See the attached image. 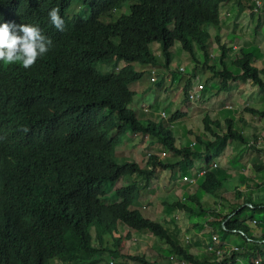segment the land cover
<instances>
[{
  "label": "trees",
  "instance_id": "16d2710c",
  "mask_svg": "<svg viewBox=\"0 0 264 264\" xmlns=\"http://www.w3.org/2000/svg\"><path fill=\"white\" fill-rule=\"evenodd\" d=\"M123 1L0 0V17L13 18L18 24H29L31 20L40 22L43 19L40 9L48 10L56 5L64 20V30L60 32L52 27L45 33L57 36V48L64 49L66 54L65 59H56L54 64H43L32 71L15 70L11 80L0 79V140L9 158L8 164H16L19 168L18 189L27 195L28 200L27 209H18L12 198L15 190H0V264H56L53 261L61 258L68 260L58 264H99L104 260L102 254L106 251L116 261L118 255L121 256L120 236H112L114 249L107 248L104 243L106 235L117 232L118 222L130 231L152 233L164 241L172 253L192 264H226L229 259L217 262L213 253L195 255L190 245L180 242L160 221L132 208L139 205L142 191L150 185L157 167L172 170L191 165L194 159L202 157L206 164H210L223 151L227 141L246 143L241 131L234 128V119H225L226 130L219 135L211 130V121L205 115L204 129L211 131L214 139L210 141L198 137L199 146L203 144L205 151L200 152L195 144V150L198 149L194 152L190 143L178 144L170 126L152 119L142 122L129 108L135 94L129 85L142 78L141 72L135 71L129 63L118 71L97 72L95 64H108L115 58L116 61L157 65L159 60L150 45L160 40L168 66L176 41L193 59L196 58L195 52L201 51L204 62L211 69H216L214 76L221 77L218 90L229 89L227 81L241 77L249 78L263 90L264 69L255 65V48L242 49V57L234 61L242 74H229L226 65L219 69L214 62L210 64L211 36L206 27L220 30V5L227 0H127V14H122L116 22L102 20L103 17H112L111 8L120 7ZM70 11H73L72 16ZM43 28L49 29L50 25ZM215 39L219 40L218 35ZM88 43L92 45L91 50L83 49ZM223 51L222 48V55ZM222 55L219 63L224 64ZM62 64L74 73L97 76L84 88L82 102L86 110L83 122L67 119V114L61 113V100L54 94L50 69ZM33 74H39V80L32 81L30 77ZM203 85L200 98L207 89L206 80ZM190 86L191 81L188 80L184 87L188 101ZM246 110L264 116V111L250 107ZM184 115L177 112L171 120ZM212 124L217 126L219 122L215 120ZM25 128L27 131H24ZM129 131L134 135L153 136L166 150L182 156V159L176 164H168L170 162L165 163L157 156H151L145 167L135 160L118 163L114 157L116 148ZM43 157L54 159L51 165L63 173L57 189L49 188L37 176L36 171ZM263 170L264 164L260 162L256 171ZM134 177L145 179V184L141 185L140 180ZM121 178H128L130 182L110 193ZM222 186L216 175L209 171L199 188L213 193ZM112 194H116L120 202L105 203L104 197ZM242 195L241 191H235L236 197L241 198ZM244 203L238 211L233 207L232 213L213 223L224 237L237 235L248 245L234 252L233 260L241 256L249 257L252 264L260 257L261 264H264V234L260 237L255 234L258 229L264 230L261 226L263 221L260 223L258 220L256 226L251 227L256 218L249 213L263 209L252 198L245 199ZM247 203H251L253 208ZM197 204L198 207H194ZM175 205L190 214L205 212L201 210L203 206L196 195L184 201L178 200ZM169 206L175 209L174 205ZM208 212L217 215L214 209H208ZM91 227L95 244L92 242ZM130 259L142 264H162L142 255H133Z\"/></svg>",
  "mask_w": 264,
  "mask_h": 264
},
{
  "label": "rangeland",
  "instance_id": "374dc122",
  "mask_svg": "<svg viewBox=\"0 0 264 264\" xmlns=\"http://www.w3.org/2000/svg\"><path fill=\"white\" fill-rule=\"evenodd\" d=\"M126 1L127 0L123 1L124 5L122 7V10L114 14L113 20L121 16L122 13H128L127 6L129 2ZM260 4H264V0H260ZM255 5H258L257 0H251L250 2H244L243 0H227L224 5L222 4L223 10H220L221 12L219 14V18H222V14L227 13V9L225 7L230 8V6H232L234 11L232 18H230V15L227 16L231 20L224 21V26H226V24H229L227 25L226 36L220 34L219 31H217L211 26L206 27L207 32L209 34L211 32L212 34L209 40L210 47L211 49L213 48V52L209 50V56L212 58L210 64L214 62L215 64H217V67L219 69H222L223 65H226V67L229 68V74H242V70L235 66L234 61L242 57V49L255 48V52L257 55V57H255L254 59L255 65L258 69H264V7H262L260 11L258 10L255 13V10H253ZM244 12L245 14L243 15ZM252 12L254 13V18L253 16L251 17ZM241 15H243V17H241ZM256 18H258L260 22L258 27L255 26L256 24H254V20ZM239 19L242 20V23H237ZM235 24L241 26V29L234 28L233 26ZM253 27H255L256 29L253 30ZM215 35H218L219 40L215 39ZM220 43H223V45H221ZM235 46L237 47L236 49H234ZM151 48L159 60V63L155 65L156 70L154 73V76L158 77V82H152L150 79L149 69L150 67H153L151 64L140 65L138 61H119L120 65H125L126 62L132 63L133 67L136 70H141V80L132 83V89L136 93L130 104V107L134 109L136 113L140 115V117H142L141 120L146 122L148 118H154V120L156 121H162L165 125L170 126L173 129L174 136L177 138L178 144L183 146L182 144H186V142L188 144L190 143L192 150L196 152L198 148L195 150V144L199 146L197 140L198 137L205 140L207 139L206 134H208L210 141L214 139L213 136L212 139H210L209 131L207 132V130L204 129V116L207 115V117L211 121L210 127L215 128V131L221 135L226 130L227 125L224 122L220 129L214 127L212 123L219 116L218 110L216 109L223 107V105H232L231 107L233 108L231 109H235V114L232 113L233 110H223L222 113L229 115V118L234 119V128L239 131H242L245 138L250 137L249 130H242L243 127L239 128L242 125L239 119L240 116L248 114H250L249 116H255V120L257 118H260V113H250V111L246 110V107H252L257 111L258 108L263 109L262 107H260L261 105H259L262 100L258 102L257 100L260 95L264 99V89H260L259 86L253 83L249 78L241 77L239 79L233 78L227 81V83H229L227 84V86H229V89L218 90L221 84V77L214 76L216 69H211L207 62H204V56L202 55L201 51H196V58L193 59L190 53L182 47L179 41H176L175 45L171 50L172 59L170 65L168 66L165 64V57L163 55V46L161 41H155V43L151 44ZM222 48L224 49L223 55ZM221 55V59L224 64L219 63V57ZM113 66L114 65L110 64V67ZM95 67H97V69L102 72L108 70L106 63L102 62L96 63ZM180 68H184V70H180ZM188 80L191 81L189 92L197 90V85H203L204 81L206 80V83H208V89H206L205 91L206 96H204L203 93V98L206 97L207 99L197 98L195 100H191L189 98V101L186 100L184 94V87ZM203 87L205 86L203 85ZM242 87L244 89V92H242ZM234 92H238L242 97L240 98L239 94H233ZM223 99H225V101H223ZM221 100L223 102H221ZM185 101L189 102V104ZM256 102L258 103V106L255 104ZM200 103L202 104V108H200ZM143 106H148L151 110L144 111ZM163 112L167 115V118L165 117V119H163V117L161 116ZM177 112L183 113V115H185L181 116L177 120L172 121L171 117ZM113 132L115 134V131ZM234 141L240 146L244 145L242 142L236 140ZM199 151H205L203 144L199 146ZM116 152L118 163H124L127 161L135 160L138 161L144 167L146 166L151 156H157L158 159L162 160L165 163L170 162L168 164H176L178 160L182 159V156H179L166 150L164 146L153 136L145 137L141 134L134 135L131 134V132H128V134L123 137V140L116 149ZM164 152L167 154V156L162 154ZM196 159L200 160H197L198 168H196L195 170H193V168H187L190 166V164H187L185 167H176L172 170H165L161 167H157V169L154 171L155 174L151 178V181L149 183L150 185L142 191V197L139 200V205L133 208H135V210H138L142 209L143 206L146 207L144 208V210L142 209L145 214L149 215L146 217L157 219L162 223L163 226H165L163 221L168 211H176V209L178 208H176L177 206L175 205V202L178 200L184 201L183 198H180L181 196H183L181 193L182 191L188 190L189 192L193 193L191 195L196 194L198 200L202 202L203 200L201 198V195H204V199L205 192H203L198 187V184L203 183L204 176L200 175V172L197 173V170L202 166H206V163L203 157ZM214 160L215 162H220V165L223 166L221 158H215ZM236 164L238 168H240L238 160H236ZM182 168H184L188 173L184 172L180 174L179 171ZM209 171L210 170H208V172ZM177 174H180L182 178H174V176H176ZM185 177H188L189 179H194L195 182L191 183L185 180ZM128 178L120 179L119 182L116 183L117 185H115L114 187L115 191L129 183L130 179ZM134 179L140 180L139 177H134ZM179 180L186 186L181 187L183 184L180 183ZM139 182L141 185H143L145 184V179H141ZM221 183L224 187L230 188L231 186V183H225L223 180H221ZM2 186L3 177L1 175L0 187ZM104 202H113L114 204H116L120 202V199L117 197L116 194H112L104 197ZM169 205H174L175 209L170 208ZM194 207H198V204L194 205ZM188 214L190 213L185 212L184 217ZM190 215L193 218H199L198 220L200 221V223L205 220V216H203V213L195 212L194 214ZM199 215L202 216L198 217ZM256 216L261 219L263 215L259 212L256 213ZM172 217L174 218V214L172 215ZM184 217H181V219H179L178 221H183ZM261 226H264L263 223ZM90 230L93 237L92 242L93 244H95L96 239L94 237V232L92 231V228H90ZM118 235L121 239L120 252L123 256L118 255L119 257L116 258L115 261V259L110 255V253L106 251L104 252V254H102L104 260L99 264H106L110 260H112L113 263L109 264H117V262H120V264H142L140 261L130 259V256L133 255H142L147 257L151 261L159 262L157 259H164V255L169 257L167 259H170V257L174 254L173 253L171 255L172 252L169 251V246L160 238L153 236L152 233L148 231L146 233H140L136 231L133 232L123 225L118 226L117 233L114 232L112 235L108 234L105 236L104 244L107 248L114 249V247L112 248V236L118 237ZM230 236H226L224 238H229ZM191 241L192 242L190 246L193 247V251H196V247L198 246L203 247V245H199L198 242L194 241V236L191 237ZM230 241L233 244H236L238 248L248 247V245L244 244L241 238L237 235H234V237ZM218 243L220 242L218 241ZM223 243L226 242L223 241ZM232 243L230 245L234 246ZM67 260L68 259L66 258H61L57 260L55 259L53 262H56V264H58Z\"/></svg>",
  "mask_w": 264,
  "mask_h": 264
},
{
  "label": "clouds",
  "instance_id": "9594fccd",
  "mask_svg": "<svg viewBox=\"0 0 264 264\" xmlns=\"http://www.w3.org/2000/svg\"><path fill=\"white\" fill-rule=\"evenodd\" d=\"M257 4L258 5L260 4V0H257ZM123 5L124 3H122L120 7L113 6L111 8L112 17H103L102 20L107 23L116 22L122 16V14H125L122 13L121 16L113 20L114 14L120 12L122 10ZM78 8L79 6L76 7L75 10H77ZM39 13L42 15L43 18L42 21L38 22L31 20V22L29 21V24H25V23L18 24L16 20H13V18L0 17V79L1 80H11L14 77L15 70L32 71L38 66L43 64L44 65L49 63L54 64L56 59L58 60L65 59L66 54L64 52V49L57 48V43H58L57 36H51V35H47L48 33H45L50 31L52 27H54L57 31L63 32L64 20L62 19V16L60 14V9L55 5L49 8L48 10L40 9ZM70 15L71 16L73 15V11H70ZM65 16L67 17L66 14ZM49 25H50L49 29L43 28ZM91 47L92 45L88 43V45L84 46L83 49L91 50ZM152 52L154 53L153 50ZM112 59H113L112 62L108 64L106 63L108 68V70L106 71H118L121 67L126 66V64H128L126 62L125 65H120L119 61H116L115 58ZM110 64L114 66L110 67ZM129 64L132 65V63ZM152 66L156 70L155 65ZM153 67L152 68L150 67L149 69V76L152 82H158V80L157 81L152 80V76H154L152 74ZM95 68L97 72L100 71L97 69V67ZM134 70L138 72L141 71V70H136L135 68ZM50 73L54 84V94L61 100L60 102L61 113L65 112L67 114L66 116L67 119L71 121L78 123L83 122L84 112L86 110L85 107L86 105L82 102V99L85 94L84 88L89 86L94 81V79L97 77L95 76L96 74L81 73V72L74 73L71 69H69L66 65L63 64L55 65L54 67H52V69H50ZM39 78H40L39 74H33L30 77L32 81L39 80ZM129 88L133 90L132 84L129 85ZM129 108L132 111L134 110L130 107V105ZM143 110L149 111L151 109L148 106H143ZM135 114L136 116H138L140 120L142 119V117H140V115L136 113V111ZM161 116L163 117V119H165V117L167 118V115L164 112L163 114H161ZM152 120H154V118ZM141 121L145 122L143 120ZM157 122H162V121L159 120ZM24 131H27V129L25 128ZM131 134H133V132H131ZM116 153L117 152L115 151L114 157L117 161ZM162 154H164L165 156L167 155L165 152ZM53 160L54 159H49L48 157H43L41 159L40 166L37 169L36 173L39 179L45 185H47L49 188L57 189L61 184L63 173L51 165L52 162H55ZM8 161L9 158L6 156V153L3 151V144L2 141L0 140V176L2 175L3 177V186L0 187V190L3 189H7V191L15 190V194L12 196V198L15 202L16 207L18 209H27V201H28L27 195H25V193H23L22 191L20 192L18 189V182H19L18 175H20L19 168L16 164L13 163L11 165L8 164ZM136 163L140 164L138 161H136ZM114 187L110 193L115 192ZM119 225H122V223L118 222V226ZM92 241H93V237H92ZM109 263H113V261L110 260Z\"/></svg>",
  "mask_w": 264,
  "mask_h": 264
},
{
  "label": "crops",
  "instance_id": "0c3cea01",
  "mask_svg": "<svg viewBox=\"0 0 264 264\" xmlns=\"http://www.w3.org/2000/svg\"><path fill=\"white\" fill-rule=\"evenodd\" d=\"M243 1L244 2H246V1L250 2L251 0H243ZM224 3H226V2H224ZM224 3H223V5H224ZM255 7H256V5H255ZM255 7L253 8V10L255 9ZM262 7H264V4H261L260 10L262 9ZM225 8L227 9V13L222 14V18H219V20H220L219 32H220V34H223L226 36L227 25H229V24H226V26H224V21L231 20L230 18H232V16H233L234 9L232 6H230V8H227V7H225ZM220 10L221 11L223 10L222 5L220 6ZM257 11H258V9H256L255 13ZM244 14H245V12L243 13V15ZM229 15H230V18L227 17ZM243 15H241V17H243ZM252 15L254 18V14L251 13V17H252ZM240 19L237 23H242V20H240ZM254 24H256L255 26H257V27L259 26L260 22H259L258 18H256L254 20ZM233 27L236 29H241V26H238L237 24H235ZM254 29H256V28L253 27V30ZM230 30H232V29H230ZM210 36H212L211 32H210ZM220 44L223 45V43H220ZM236 48L237 47L235 46L234 49H236ZM210 50L213 52V48L211 49V47H210ZM241 86H243V85H241ZM242 92H244L243 87H242ZM229 93H230V91H229ZM233 94L237 95L239 93L234 92ZM204 96H206L205 92H204ZM239 97L241 98L242 96H240V94H239ZM204 99H207V98L204 97ZM209 99H210V97H209ZM261 100L264 101V99L260 95L258 97L257 102L261 101ZM223 101H225V99H223ZM223 101L221 100V102H223ZM262 101L259 103V105H261L260 107H262L263 109L258 108V111H264V107H263L264 102H262ZM257 102L255 104L258 106ZM231 106L232 105H223V107L216 109V110H218V114H219V116L217 117L216 120L219 122V124L217 126L214 125V127H217L218 129H220V127H222L223 123L225 122V119L227 117H229V115L222 113L223 110L230 109V110H233L232 113L235 114V109H231V108H233ZM200 108H202L201 103H200ZM250 108H252V107H250ZM250 113H252V112H250ZM206 114H208V113H206ZM249 115L250 114L240 116V119H239L241 121L240 123L242 124L241 127H239V128L243 127L242 130H249L250 131V137L249 138L244 137L246 140L245 141L246 143L242 142L244 145L240 146L239 144H236L234 140L227 141V143L225 144V146L223 148V151L220 153V155L215 157V158H221V160L223 162V166L220 165V162H215V160H214L215 158H214V159H212L210 164H206V166H202L197 170V173L201 172V170H203V169L210 170L211 172H213L216 175L217 179L220 182H221V180H223L225 183H227V182L231 183L230 188L222 186L220 189L214 191L213 193L205 192V198L204 199H203L204 195L203 194L201 195L202 196L201 198L203 200L201 202V204L203 206L201 208V210L202 211L205 210V212H202L203 216H205L204 217L205 220L202 223H200V221L198 220L199 218H197V219H196V217L193 218L190 214H188L184 217L186 211L179 209V208L176 209V211L169 210L168 213L165 215V219L163 221V223L165 225L164 227L166 229H168L174 236H176L180 242H183V240H184V243H185V240L187 238H189L191 240V237L194 236V241L198 242L199 245H203V247H200V246L196 247V251H194L195 255L199 256V255L206 253L205 252L206 242L209 241L210 235H212V234L217 235V237L219 238L220 242H222V244L224 241V242H226L224 244L231 247L230 244L232 242L230 240L234 237V235L230 236L229 238H224V235L222 234V232L219 230L218 227H216V223H213V222L219 220L220 218H222L226 214L232 213L230 211H232L233 207L236 208V211H238L241 207H243L246 204V203H244V200L247 198H252V201L258 207L263 209V211L260 212L263 215L261 217V219L256 216V213H259V212L254 211L255 213H253V211L251 210V211H249V213L251 216L256 218V220H259V221L262 220L263 225H264V170L261 172L256 171L257 167H259L260 162H262L264 164V117L260 114V118H257L255 120V116H252V115L249 116ZM211 130L215 131V128H211ZM209 134H210V139H212L211 131H209ZM217 134H218V132H217ZM241 134L243 135L242 131H241ZM206 137L208 140L209 139L208 134H206ZM201 152H204V151H201ZM197 160H200V159H194L193 164H191L187 168H193V170L198 168L197 167V164H198ZM236 160H238V162L240 164V168H238V166L236 164ZM184 172L188 173L184 168L180 169V171H179L180 174L184 173ZM180 174H177L176 176H174V178L181 179L182 177ZM180 183H182V182L180 181ZM182 184L183 185L181 187L186 186L184 183H182ZM200 185L201 184H198V187H200ZM236 190L241 191L243 193L241 198L235 196ZM181 193L183 196H181L180 198H183V199H187L188 197H190L191 194H193V193L189 192L188 190L182 191ZM247 205H249V207L253 208V205L251 203H247ZM144 208H146V207L143 206L142 209L144 210ZM132 209L135 210V208H132ZM142 209H138V211L142 212L144 214V216H149L148 214H145ZM208 209H214L217 212V215L216 216L211 215V213L208 212ZM198 211H200V210H198ZM173 214H174V218L172 217ZM196 215H198V214H196ZM200 216H202V215H199L198 217H200ZM181 217H184V220L179 222L178 220L181 219ZM211 221H212V223H211ZM182 222H184V223H182ZM260 223H259V225H260ZM255 226L256 225H254V223L252 222L251 227H255ZM144 232L146 233L147 231H144ZM255 234H258V237H260L264 234V230L260 231L258 229ZM233 245H234V247H238L236 244H233ZM262 246H263V251H264V245H262ZM169 251H170V249H169ZM120 254H121V256H123L121 252H120ZM172 254L173 253H171V255ZM208 255H210V254H208ZM174 256H176V255L173 254L171 257H174ZM164 257H165L164 259H161V260L157 259V260L161 261L162 264H175V262L173 260H171V257H170V259H167L169 257H167L166 255H164ZM238 258L242 261L243 264H251V262H252V260L249 257L241 256Z\"/></svg>",
  "mask_w": 264,
  "mask_h": 264
},
{
  "label": "built area",
  "instance_id": "2783aa9c",
  "mask_svg": "<svg viewBox=\"0 0 264 264\" xmlns=\"http://www.w3.org/2000/svg\"><path fill=\"white\" fill-rule=\"evenodd\" d=\"M260 5L261 4L257 5L254 10L256 11V9H258L260 7ZM181 69L184 70V68H181ZM154 73H155V69H152V74L154 75ZM152 80L157 81L158 77L152 76ZM202 88H203V85L198 84L197 90H193V91L189 92V98L191 100H195L197 98H200V93H201ZM206 172H208V170L203 169L200 172V175L204 176L206 174ZM185 180H187L191 183L195 182L194 179H189L188 177H185ZM253 222H254V225H256V223H258V220L255 219ZM218 241L220 242L217 235H215V234L210 235L209 241L206 242V248H205L206 253H208V254L213 253L216 257L217 262H221L222 260L229 258V259H227L226 264H243L239 258H236L235 260H233V258H232L234 252L240 251V249L238 247H234V246L229 247L224 243L222 244V242L218 243ZM185 244L190 245L191 240L189 238H187L185 240ZM171 260H173L175 262V264H192L185 259H180L177 256L171 257ZM252 264H261V258L258 257L256 260L253 261Z\"/></svg>",
  "mask_w": 264,
  "mask_h": 264
}]
</instances>
